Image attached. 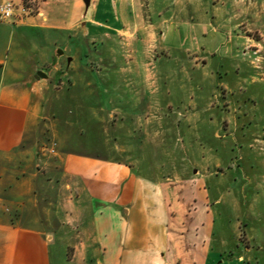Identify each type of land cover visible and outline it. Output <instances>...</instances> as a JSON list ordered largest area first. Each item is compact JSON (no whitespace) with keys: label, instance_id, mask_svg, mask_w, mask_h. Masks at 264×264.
I'll return each mask as SVG.
<instances>
[{"label":"crops","instance_id":"obj_1","mask_svg":"<svg viewBox=\"0 0 264 264\" xmlns=\"http://www.w3.org/2000/svg\"><path fill=\"white\" fill-rule=\"evenodd\" d=\"M173 1L148 0L147 9L165 14ZM208 1L217 9L201 0ZM221 5L235 26L252 15L250 1ZM111 7V0H38L34 13L0 20V264H53L55 239L67 248L65 264H256L247 248L228 259L214 248L209 208L204 218L191 187L134 172L131 127L108 146V125L121 122L103 113L107 78L98 74L96 85L98 65L84 54L91 33L114 30L104 18ZM211 17L196 24L200 46L217 37V50L229 54L232 40L217 29L227 20ZM166 21L147 30L164 37L170 26L190 25Z\"/></svg>","mask_w":264,"mask_h":264},{"label":"rangeland","instance_id":"obj_2","mask_svg":"<svg viewBox=\"0 0 264 264\" xmlns=\"http://www.w3.org/2000/svg\"><path fill=\"white\" fill-rule=\"evenodd\" d=\"M138 1L139 13L132 0L123 6L111 0L104 18L114 30L91 33L84 54L98 65L93 75L107 78L98 100L103 113L121 122L122 128L108 125V146L125 140L131 127L134 172L191 187L204 218L209 208L214 248L227 259L247 248V256L264 264V0H246L252 15L236 26L222 0H213L214 11L211 1L177 0L165 14ZM22 4L32 14L38 0ZM214 12L219 23L227 20L217 29L232 40L229 54L217 50V37L200 46L204 36L196 24ZM163 19L190 25L170 26L164 37L147 30ZM60 57L70 62V55ZM100 81L98 75L97 86ZM63 113L58 117L68 119ZM66 252L55 239L51 262L65 264Z\"/></svg>","mask_w":264,"mask_h":264},{"label":"built area","instance_id":"obj_3","mask_svg":"<svg viewBox=\"0 0 264 264\" xmlns=\"http://www.w3.org/2000/svg\"><path fill=\"white\" fill-rule=\"evenodd\" d=\"M32 9L24 4L15 5L12 2L0 3V20H6L12 17L20 18L29 14Z\"/></svg>","mask_w":264,"mask_h":264},{"label":"water","instance_id":"obj_4","mask_svg":"<svg viewBox=\"0 0 264 264\" xmlns=\"http://www.w3.org/2000/svg\"><path fill=\"white\" fill-rule=\"evenodd\" d=\"M85 1V3L87 4L88 2H89V0H84ZM62 53V50H60V54ZM40 74L41 75H45V73H43V72H40Z\"/></svg>","mask_w":264,"mask_h":264}]
</instances>
